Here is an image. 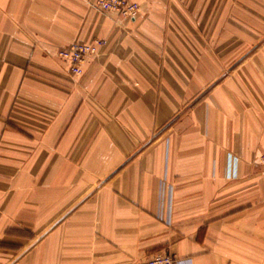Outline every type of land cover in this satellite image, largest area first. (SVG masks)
I'll return each mask as SVG.
<instances>
[{
    "label": "crops",
    "instance_id": "1",
    "mask_svg": "<svg viewBox=\"0 0 264 264\" xmlns=\"http://www.w3.org/2000/svg\"><path fill=\"white\" fill-rule=\"evenodd\" d=\"M135 1L0 0V264H264V0Z\"/></svg>",
    "mask_w": 264,
    "mask_h": 264
},
{
    "label": "built area",
    "instance_id": "2",
    "mask_svg": "<svg viewBox=\"0 0 264 264\" xmlns=\"http://www.w3.org/2000/svg\"><path fill=\"white\" fill-rule=\"evenodd\" d=\"M96 6L105 13H113L126 19H134L139 15L140 5L135 0H97ZM107 44L105 39H95L91 42H76L67 47L61 48L59 57L68 62L71 72L75 75L83 73V66L89 60L95 58L100 49ZM258 161L264 168V152L258 156ZM170 253H161L152 259L140 264H182Z\"/></svg>",
    "mask_w": 264,
    "mask_h": 264
}]
</instances>
